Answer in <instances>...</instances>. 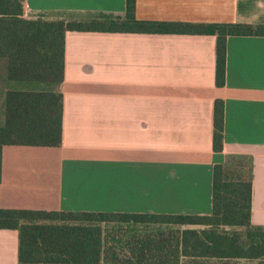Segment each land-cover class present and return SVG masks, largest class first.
Wrapping results in <instances>:
<instances>
[{"label": "crops", "instance_id": "crops-1", "mask_svg": "<svg viewBox=\"0 0 264 264\" xmlns=\"http://www.w3.org/2000/svg\"><path fill=\"white\" fill-rule=\"evenodd\" d=\"M126 2L25 0V15L123 17ZM136 15L256 25L264 24V0H137ZM216 49L210 35L67 32L62 146L3 149L0 209L210 215L215 165L251 156L252 224L264 226V37L228 38L222 88ZM14 87L0 80V126L6 92L28 88ZM18 248V231L0 229V264H18Z\"/></svg>", "mask_w": 264, "mask_h": 264}, {"label": "trees", "instance_id": "trees-1", "mask_svg": "<svg viewBox=\"0 0 264 264\" xmlns=\"http://www.w3.org/2000/svg\"><path fill=\"white\" fill-rule=\"evenodd\" d=\"M137 0L125 16L87 21L25 15V0H0V60L10 82L47 84L5 94L0 182L7 146L60 148L66 34L77 32L210 35L217 38L216 86L226 84L230 36L264 37V24L142 21ZM225 104H214L213 148L222 152ZM254 161L233 156L213 170L210 215L0 209V229L19 233L18 264H264V226L252 224Z\"/></svg>", "mask_w": 264, "mask_h": 264}, {"label": "rangeland", "instance_id": "rangeland-1", "mask_svg": "<svg viewBox=\"0 0 264 264\" xmlns=\"http://www.w3.org/2000/svg\"><path fill=\"white\" fill-rule=\"evenodd\" d=\"M59 17H61V16H58V18ZM6 70H7L6 61L5 60H0V80H2L3 78H6ZM10 84H12L13 86H17V87H14V89H18L19 86H22V87L23 86H29V87H32V89H35V90L40 89L41 91L51 88L50 85L40 84V83H35L33 85H31V84L29 85V84H26V83L10 82ZM209 263L212 264L214 262H209Z\"/></svg>", "mask_w": 264, "mask_h": 264}]
</instances>
